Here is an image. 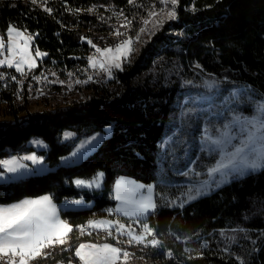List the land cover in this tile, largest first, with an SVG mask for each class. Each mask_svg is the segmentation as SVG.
Wrapping results in <instances>:
<instances>
[{"label": "trees", "instance_id": "16d2710c", "mask_svg": "<svg viewBox=\"0 0 264 264\" xmlns=\"http://www.w3.org/2000/svg\"><path fill=\"white\" fill-rule=\"evenodd\" d=\"M154 2L158 0H38L34 5L31 0H0V34L6 39L10 24L36 34L32 48L46 57L38 61L33 74L44 65L60 72L72 71L85 65L95 51L93 44L105 47L115 42L108 33L116 29L118 17H126L130 28L138 29ZM89 8L93 11H87ZM175 10L177 18L156 30L122 70H115L105 82L89 84L91 94L84 101L31 113L28 83L20 84L13 68H1L7 77L0 86V116H10L13 121L0 122V159L8 151L17 154L32 138H41L48 145L46 162L56 166L71 151V146L61 141L63 132L91 135L108 126L111 131L79 164L59 165L46 174L0 184V204L45 194H51L56 204L78 199L91 202L90 208L60 213L75 227L94 215L109 218L106 208L114 204L110 198L114 181L117 176H129L154 183L158 207L147 223L159 244L138 262L125 264H237L235 254L246 264H264V239L259 238L264 230V169L232 180L183 207H173L159 196L168 189L160 181H183L171 170L175 164L162 158L160 143L172 133L180 104L190 89L174 76L165 78V70L176 64L189 79L200 65L199 71L223 79L232 88L244 87L264 96V0H178ZM26 80L30 81V76ZM244 106L242 111L249 113V107ZM23 112L27 117L20 120ZM199 127L200 122L195 121L189 130L194 143ZM187 162L176 164L177 169ZM99 171L104 173L100 190L66 183L92 178ZM176 191L171 188V195ZM231 229H244L257 244L240 236V241L230 246L231 253L223 252L220 233ZM77 237L74 231L65 247L41 253L32 264L75 261ZM204 241L209 246L202 249ZM70 243L74 244L68 249ZM166 250L172 251L171 258L165 257Z\"/></svg>", "mask_w": 264, "mask_h": 264}, {"label": "snow or ice", "instance_id": "6c2138e0", "mask_svg": "<svg viewBox=\"0 0 264 264\" xmlns=\"http://www.w3.org/2000/svg\"><path fill=\"white\" fill-rule=\"evenodd\" d=\"M38 0H31L32 4H37ZM46 3V0H44ZM167 0H161L166 3ZM172 10L167 12L169 19L177 18L176 6L178 0H170ZM50 12L51 9H44ZM76 11H79L77 9ZM87 11H93L92 8ZM156 15L150 12L149 16ZM149 21L144 20L147 25ZM131 21L125 17V23L121 27H127ZM164 20H158L153 24V31L149 35H154L155 30L163 27ZM146 31L141 28L140 32ZM6 37L0 36V67L14 68L20 76H25L28 71L37 67L36 61L29 54L30 45L36 34L28 33L27 29H22L14 24H10L6 29ZM117 36L122 35L118 30L114 33ZM139 41V34L135 38ZM92 44V41H88ZM133 39L129 37L117 43L113 47L101 49L95 48L93 56L88 57V67L97 71V74L104 73L109 78L112 76L113 69L122 70L123 63L130 60L133 48ZM6 52V54H5ZM43 53L39 49L35 50V57H42ZM200 67V65H196ZM55 75V73H53ZM71 75V73L69 74ZM18 81L16 76L10 77ZM45 77L33 76L32 79L39 81ZM0 79L3 74L0 73ZM92 79L91 76L88 77ZM53 83L55 81H52ZM87 81L77 80L76 83H86ZM63 83V81H61ZM192 84V81H186ZM216 81L205 84L211 88L216 85ZM244 90H237L232 93L231 102L242 98ZM252 111L250 114H244L236 108L229 106L226 102V112L219 114L222 122L219 125L205 127L201 137L200 146L195 159L188 160L185 167L179 170L186 183L182 185L186 189L180 194V198L168 201L173 207L179 205L183 207L186 203H191L196 199L206 196L214 188H220L227 184L230 178H236L247 174L249 171L255 172L264 169V98L252 99L249 96ZM187 103V102H185ZM197 114L195 108H186L182 112V117L190 121ZM75 134L71 132L64 133V139H71ZM99 137L94 136L80 141L75 150L68 157H62L61 162L66 166H72L83 159L96 146ZM41 147L42 141H31ZM186 141L176 137L169 138L162 144L163 159L170 161L173 165L177 163L180 157L177 153L185 149ZM24 161H31L32 165H43L44 157L38 156L35 152L24 156H10L6 159H0V180L9 182L22 180L26 176L39 175L46 171L44 167L29 168ZM104 173L97 172L90 180L76 178L66 183H71L77 188L100 189L103 186ZM110 196L117 203L114 208L107 211L118 214L121 219H102L89 220L87 227L92 229L107 226L108 235H112L115 230L116 238L127 235L129 243H143L148 236L153 235V229L149 223L145 222L150 213L156 211L158 203L155 200L154 186L145 185L136 182L133 179L120 176L115 179L111 188ZM51 194H46L37 198H25L18 202L8 205H0V259L5 260V264H27V261L41 256V250L50 245L66 242L69 233L73 231L72 226L66 220L61 219L58 206L53 202ZM82 200L67 201L65 206L72 208L82 206ZM126 218V222H122ZM138 223L143 234L136 232L132 223ZM83 232L85 226H78ZM232 233L244 232V229H231ZM91 234V233H89ZM220 235L225 240L234 241L235 236H228L225 232ZM259 238L264 239V230L259 233ZM244 239L249 240L251 244L256 245L257 240L250 236ZM152 246H157L159 241L151 239L148 241ZM208 241L201 244V248H207ZM223 251L231 253V249L226 244ZM122 253L121 248L112 246L109 243H81L75 248L74 256L79 259L81 264H115L118 256ZM124 257L129 253L124 251ZM233 259L237 264H246L245 259L239 254H235ZM68 264H72L71 258Z\"/></svg>", "mask_w": 264, "mask_h": 264}, {"label": "rangeland", "instance_id": "374dc122", "mask_svg": "<svg viewBox=\"0 0 264 264\" xmlns=\"http://www.w3.org/2000/svg\"><path fill=\"white\" fill-rule=\"evenodd\" d=\"M172 7L173 6L171 5L170 0H167L166 3H161V0H158V2L155 3V5L153 4V6L150 9V11L148 12V15L146 16V18L143 19V21L144 20L149 21L147 23V25H145L142 21L141 27L138 29H132V28H130L129 25L127 27H121V25L125 23V20L118 17L117 18L118 19V25H117L116 29L113 32L108 33V36L110 38L114 39L115 42L113 44L107 45L105 47H113L114 48V46L117 43H119L120 41H122L124 39H128L129 37H131L134 41L132 46L135 49L134 52L132 53V55L136 54L139 51V49L143 46L144 42L147 41L148 39H150L151 35H149V32L153 31V24L158 20H164L165 22L167 20H170L167 17V12L172 10ZM150 12H155L156 15L149 16ZM141 28H145L146 31L140 32ZM117 30L119 32H121L122 35H120V36L115 35L114 33ZM138 34H139V41H136L135 38L137 37ZM6 39H7V37H6ZM105 47H100V48L103 49ZM40 52L45 54V55H43L42 57H35V51L33 50L32 43H31L30 48H29V54L31 56H33V58L36 61V64H38V61H41L42 59H44L46 57V53H44L42 51H40ZM94 53H95V51L93 53H91L89 55V57L93 56ZM5 54H6V52H5ZM1 58H3V56H1ZM124 64L125 63H123V65ZM1 68L2 67H0V73L3 74V79H0V86H3V85H5V80H6L7 76L5 75V72L1 71ZM195 68H197V69L194 70V75L192 77H190L189 79L182 76L183 72L180 69V67L176 64L172 65L170 68L165 70V78L166 77L171 78V76L172 77L174 76L175 78H177L181 81V85H185L186 87H190V89H188V92H186V95L183 98L182 103L180 104V108H179L177 115H176V121H175V125L172 129V133L168 134V136H166L163 139V141L160 143V148L163 152L162 144L166 140H168L169 138L176 137L178 139L186 141L185 149H182L181 151H179L177 153V156L180 157V159L176 163L178 165L179 164L181 165L184 162H187V159L188 160L195 159V157L198 153L199 146H200L201 137L203 135V130L205 129V127H212L213 125H219L222 122V117L219 114L226 112V107H225L226 102L229 103V106L236 108L238 111H242V108L245 107L244 105H247L249 107V109H248L249 113H244L242 111L244 114L247 115V114L251 113L252 107H253L249 101V96H251L252 99L264 98V96H261V95H254L250 89H246L244 87L232 88L229 85L225 84L223 82V79H220L214 75L203 73V72L199 71L198 67H196V66H195ZM34 69H32L31 71H28L27 68H25V71L27 73L25 76H20L19 73H16V75H18V77H19L18 82L20 84H23L25 82L28 83V92H29V99L28 100L30 102L28 110L31 113L36 112V111L52 110L55 107H64V106L69 105L73 101H84V100H86L89 97V95L91 94V90L88 88L89 84H91V83H102V82H105V81L111 79L114 71L116 70V69H113L112 76H111V78H109L106 74H104L102 72L97 74L96 70L88 67V61L85 63V65L78 67V69L72 70V71L63 70L60 72V71H57L56 69H54L53 66H51V65H44L41 69H44L45 71H47L48 77L46 79H43V80L40 79L39 81H37V80L32 79L33 76L38 77V72L34 73V74L32 73V71ZM53 73H55V75H53ZM70 73H71V75H69ZM156 75H157L156 70H153L152 76L156 77ZM27 76H30V81L26 80ZM89 76L92 77L91 80L88 79ZM77 80L87 81V82L78 84V83H76ZM52 81H55V82L53 83ZM61 81H63V83H61ZM186 81H192L193 83L188 84V83H186ZM205 81H208L209 83H211L212 81H216L217 83L214 87L209 88L205 84ZM227 83H229V81H227ZM237 90H244V95L242 98L236 100L233 103V102H231L232 93L234 91H237ZM185 102H187V103H185ZM186 108H195L197 110V114L190 121H186L181 115L182 112ZM26 117H27L26 112H23L19 115L18 118L20 120H24ZM1 121H13V119L10 116H3L2 115V116H0V122ZM195 121L200 122V127H199L200 133L197 134V137H196L197 141L194 143V141L192 140V138L189 134V130L192 128V126H194ZM110 131H111V127H109V126L106 127L103 132L98 131V132L92 133L91 135L80 134V133H76V132H72V131H65V132H71V133L75 134L71 139H68V140L64 139V133L65 132H63V134L61 136V141L63 143H66V144L71 146V151L63 157H68L70 155V153L75 150V147L80 143V141L89 139V138L94 137V136H98L99 139L96 142V146L94 147V149L90 153H88L83 159L79 160L76 164L81 163L88 155H90L97 148V146L101 143V141L105 137H107V135H109ZM36 140L42 141L43 145H45L46 147H41V146H38L34 143H30L31 141H36ZM30 148H32L33 150L30 151ZM193 148H195V151H194V154H191V150ZM47 149H48V145L41 138H32L31 140H29L27 142V144L25 145V147L23 149H21L19 152H17V154H13V153H11V151H8L9 153L1 159H6L10 156H24V155H28V154L35 152L38 156L44 157L43 165H32L31 161H24V163L27 164L29 166V168L44 167L46 169V171L39 174V175L49 173V172L55 170V168L59 165L65 166V164H63L61 162L62 157L59 159L58 164L56 166H50L46 162L45 151H47ZM168 162H170V161H168ZM76 164H74V165H76ZM176 164H175V168L171 167V170L172 171L174 170L173 174L175 176L178 175L180 178H182V176L178 174L179 170L177 168H179V166H177ZM0 171H3V169L0 168ZM99 172H102V171H99ZM250 172H252V171H249L248 173H250ZM245 175H243V176H245ZM120 176H124V175H120ZM120 176H117L116 178H118ZM243 176L236 177V178H230L229 182L232 180L241 178ZM26 177H29V176H26ZM124 177L133 179L139 183H143V182L138 181V180H136L132 177H129V176H124ZM90 179L91 178L85 179V180H90ZM12 182H15V181H12ZM12 182H9L6 180H0V184H8V183H12ZM160 182L162 184H166L168 186L166 193H160L159 194V196L161 198H164V200L167 202L170 200H173V199L178 200L180 198V194L186 191V189L182 187V185H184L186 183L184 178H183V181L182 180L181 181L163 180ZM143 184H145V183H143ZM151 184L154 186V183H151ZM145 185H148V184H145ZM103 186H104V180H103ZM103 186H102V188H103ZM174 187L177 188V191H176V193H174V195H171L172 194L171 188H174ZM102 188H100V189H102ZM79 189H82V188H79ZM83 189H86L88 191L100 190V189H87V188H83ZM216 189L217 188H214L212 191H214ZM212 191H210L209 193H211ZM41 196H43V195H41ZM37 197H40V196L25 197V198H37ZM25 198H23V199H25ZM110 198H111V196H110ZM78 200H82L84 202L82 206H75L72 208H68L65 206L67 201H75V200H64L61 203H58V204L55 203L58 206L59 214L65 210H79V209L90 208L92 206L91 202H86L83 199H78ZM112 200H113L114 204L110 205L106 208V212L109 215V219H112V220L121 219V217L118 214L109 213L107 211L108 209L114 208L116 206L117 202L114 199H112ZM0 205H3V204H0ZM5 205H8V204H5ZM177 206H179V205H177ZM60 217H61V215H60ZM148 217H147V219H148ZM61 219H62V217H61ZM122 222H126V218L124 220H122ZM138 226H139L138 223H135V222L132 223V227L134 229H136ZM102 227L103 228L105 227V229H106L107 226H102ZM72 228H73V231L68 234V236L66 238V242L63 245L56 244V246H54V245L47 246L41 250V253L47 252L48 250H54V249L61 250V247H65L66 243H68L69 240L71 239V234L75 231V227H72ZM113 232H114V234L112 237H108V238L105 237L106 235H108V233H106V234H103V237H105V238H102V239H94V238H88L87 239V237H77L79 242H78V244H76V247H78L79 244H81V243H85V244H88V243H95V244L109 243L112 246H115L114 243H112V241L109 238H111L113 240L129 241V238L127 237V235L121 236L117 239L115 230H113ZM136 232L139 234H142L141 231L136 230ZM226 234L230 237L235 236L236 239L234 241H230V240H225V238L221 236L222 241H223L222 242V248H221L222 251H223L224 246L226 244L228 245L229 248H231L230 246L232 244L240 241V239H239L240 236H244V237L247 236V234H245V232H243V233H241V232L232 233L230 231V232H227ZM73 244L74 243H70V245L68 246V249H70ZM223 252H225V251H223ZM225 253H228V252H225ZM34 260H35V258L27 261V264H32ZM119 263L122 264V262L119 260V256H118V259L115 261V264H119ZM0 264H5V260L0 259ZM41 264H46V262L45 263L42 262ZM51 264H61V263L60 262H54ZM72 264H81V262L79 261L78 258H76L75 261H72Z\"/></svg>", "mask_w": 264, "mask_h": 264}, {"label": "built area", "instance_id": "2783aa9c", "mask_svg": "<svg viewBox=\"0 0 264 264\" xmlns=\"http://www.w3.org/2000/svg\"><path fill=\"white\" fill-rule=\"evenodd\" d=\"M0 58H1V56H0ZM41 76L47 78L48 77L47 71L42 69L38 73V77H41ZM43 79L44 78H42V80ZM102 219H109V218L107 215H94V216L90 217L89 219L85 220L84 222L77 224L75 226V231H76L77 235L79 237H89V238H94V239H102L105 237L108 238L109 235H106L105 237H103V234H105V227L104 228L101 227V228H97V229H92V228L87 227V222L89 220H102ZM81 225L85 226V229L83 232H81L79 227H78ZM89 233H91V234H89ZM109 239H111V238H109ZM151 239H156L159 241L158 237L155 236L154 234L151 236H148L147 239L145 240V242H143V243H136L135 241H133L130 244L128 241L113 240V239H111V240L113 241V243L116 247L121 248L122 253L124 251H127L129 253L128 257H124L122 253L119 255V260L122 262V264H125V263H131V262H138L141 258H143L144 254L154 247L150 243H148V241H150ZM237 245L239 246V244H237ZM54 246H56V245H54ZM172 256H173L172 251L166 250L165 257L171 258Z\"/></svg>", "mask_w": 264, "mask_h": 264}, {"label": "crops", "instance_id": "0c3cea01", "mask_svg": "<svg viewBox=\"0 0 264 264\" xmlns=\"http://www.w3.org/2000/svg\"><path fill=\"white\" fill-rule=\"evenodd\" d=\"M0 36H1V34H0ZM5 40H6V39H5ZM136 230L142 232V228H141V226L139 225V226L136 228ZM106 233H108L107 227H106V229H105V234H106ZM113 234H114V232H113V230H112V235H111V236H108V237H112ZM142 234H143V232H142ZM68 243H69V242H68ZM68 243H66V245H67ZM44 263H45V262H44Z\"/></svg>", "mask_w": 264, "mask_h": 264}]
</instances>
